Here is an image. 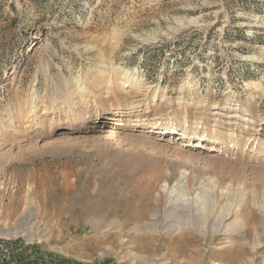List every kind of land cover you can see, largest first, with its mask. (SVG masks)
Returning a JSON list of instances; mask_svg holds the SVG:
<instances>
[{
    "label": "rangeland",
    "instance_id": "374dc122",
    "mask_svg": "<svg viewBox=\"0 0 264 264\" xmlns=\"http://www.w3.org/2000/svg\"><path fill=\"white\" fill-rule=\"evenodd\" d=\"M0 264H264V0H0Z\"/></svg>",
    "mask_w": 264,
    "mask_h": 264
},
{
    "label": "bare ground",
    "instance_id": "6f19581e",
    "mask_svg": "<svg viewBox=\"0 0 264 264\" xmlns=\"http://www.w3.org/2000/svg\"><path fill=\"white\" fill-rule=\"evenodd\" d=\"M127 82V81H125ZM124 82V83H125ZM126 84V83H125ZM97 119V118H96ZM161 130L163 131L164 134H168V133H180L182 132V129H179L177 127H174V126H164L161 128ZM115 137V132L113 129H111L109 131V135L107 136L108 139H113ZM205 139V138H204ZM145 213V212H144ZM143 211H140V210H135V209H132V210H129V211H126L125 212V219L127 221H130V220H142L143 219ZM21 218V217H20ZM24 219V218H23ZM175 222V221H174ZM176 225V224H175ZM175 225L172 223V224H169L167 227L169 229H167V232H170V233H177L178 232V227H175ZM137 226V225H135ZM125 227V226H124ZM136 229V228H135ZM147 230H151V227L150 226H147ZM152 231V230H151ZM182 234V233H181ZM147 235V234H146ZM149 235V234H148ZM151 236V235H150ZM149 237V236H148ZM181 237V235L179 234V236H176V238L179 240V238ZM150 238V237H149ZM177 240V241H178ZM181 246V244H180ZM184 247V246H183ZM182 250V249H181Z\"/></svg>",
    "mask_w": 264,
    "mask_h": 264
}]
</instances>
